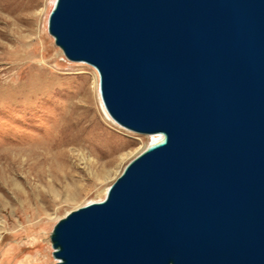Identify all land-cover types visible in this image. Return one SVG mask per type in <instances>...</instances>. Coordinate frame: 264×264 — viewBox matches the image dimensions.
I'll return each mask as SVG.
<instances>
[{
  "label": "water",
  "instance_id": "obj_1",
  "mask_svg": "<svg viewBox=\"0 0 264 264\" xmlns=\"http://www.w3.org/2000/svg\"><path fill=\"white\" fill-rule=\"evenodd\" d=\"M47 30L162 136L54 225L57 264H264V0H55Z\"/></svg>",
  "mask_w": 264,
  "mask_h": 264
},
{
  "label": "rangeland",
  "instance_id": "obj_2",
  "mask_svg": "<svg viewBox=\"0 0 264 264\" xmlns=\"http://www.w3.org/2000/svg\"><path fill=\"white\" fill-rule=\"evenodd\" d=\"M53 3L0 0V264H55L49 240L54 225L69 212L102 201L149 140L113 126L99 111L91 66L63 61L45 29ZM82 100H88L90 116L102 118L89 128L78 116L85 132L73 134L91 138L90 144L68 146L72 156L58 173L47 148L68 137L56 135L54 115L73 111ZM38 141L42 146L35 145ZM71 170L78 196L67 201L69 180L63 177Z\"/></svg>",
  "mask_w": 264,
  "mask_h": 264
},
{
  "label": "bare ground",
  "instance_id": "obj_3",
  "mask_svg": "<svg viewBox=\"0 0 264 264\" xmlns=\"http://www.w3.org/2000/svg\"><path fill=\"white\" fill-rule=\"evenodd\" d=\"M54 2H55V0H54ZM53 5H54V3H53ZM47 25H48V18H47ZM45 29L47 30V26H45ZM47 33H48V30H47ZM51 38L52 37L49 34V39H51ZM53 43H54V41H53ZM58 50H60V49L58 48ZM43 52H44V50L42 51V54H43ZM62 56L65 58V56L63 54H62ZM22 58L27 59L28 61L35 59V57H33V56H31V57L23 56ZM64 58H63V61L71 62V61L67 60L66 58L65 59ZM34 90H35L34 92L36 93L37 90L36 89H34ZM43 92H44V90H43ZM94 93H95V100L99 104V107H98L100 109L99 111H102V113L107 117V121L109 123H112L113 126L115 125V126L120 128V126L118 124H116L110 118V116L108 115V113H107V111H106V109H105V107H104V105L102 103V100H101L100 94H99V81H98L97 73H96V79H95V83H94ZM87 103H89L88 100H82V102L80 101V105H78V106L75 105L76 107L74 108L73 111L69 112L67 110L64 113H60L58 115H54V116L57 117V121L59 122L58 123L59 125H57L59 127V130L56 132V135L62 133L60 135V139H62V135H65V133H66V135L68 137L66 139L67 141H65V140L61 141V143L53 144L51 148H47V149H50L49 152H52V158L54 160V165L57 164L55 169H58V173L61 171V169H65V167H67L68 162H69V158L72 156V155H69V151L66 150V148L68 146H73V147H77V148H83V147H86V144H90L89 141H91V138H89L87 140H84V139L80 140L79 138H81V136L77 135V133L73 134V132L76 129L84 131L83 130L84 128H80L81 126L83 127L84 125H83V122L80 120V118L78 116L81 115V116L85 117V124L88 125L89 128H90V125H92V123L96 120V118L98 119L99 116H100V118H102L101 114L99 116H97L96 114L93 115V117H92V115L90 116V110H89L90 108H89V105H87ZM76 132H79V131L76 130ZM84 132H82V133H84ZM146 136L149 139L147 141V143H146V146H148L150 144H153V143H156V142H158V141H160L162 139L161 135H146ZM38 144H39V146H42V144H40V141H38L35 145H38ZM72 172H73V170H71L70 173H66L64 175V177H63L64 180H69V184L66 186V188H67V190H68V192L70 194L68 199H67V201H72V200H74L76 198V196H78L77 192H78V188L79 187H78L77 182L75 180H73V175L71 174ZM61 173H63V172L61 171ZM105 175H106V173H105ZM105 175L103 176V178H105ZM24 263L27 264V263H30V262L28 260H25ZM54 263L57 264L58 261L55 260Z\"/></svg>",
  "mask_w": 264,
  "mask_h": 264
}]
</instances>
